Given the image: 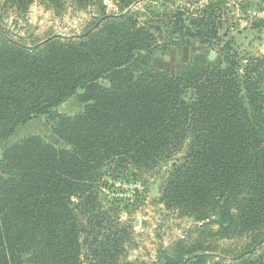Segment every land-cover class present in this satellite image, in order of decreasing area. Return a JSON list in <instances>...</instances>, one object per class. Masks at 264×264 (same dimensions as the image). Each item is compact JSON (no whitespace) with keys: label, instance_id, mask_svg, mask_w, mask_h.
Listing matches in <instances>:
<instances>
[{"label":"trees","instance_id":"obj_1","mask_svg":"<svg viewBox=\"0 0 264 264\" xmlns=\"http://www.w3.org/2000/svg\"><path fill=\"white\" fill-rule=\"evenodd\" d=\"M114 1L110 13L102 0H0V142L49 116L68 146L40 136L4 146L0 264H81V216L93 231L106 220L103 179L129 169L152 174L185 147L158 202L191 219L199 235L178 240L159 264H208L217 243L233 239L243 243L222 248L229 264H264V56L241 67L232 43L220 44L222 1L193 15L179 0H163L162 11L149 10L166 19V45L198 39L223 61L196 55L176 75L160 71L152 55L158 37L136 9L145 0ZM35 3L57 14L68 3L79 11L96 5L98 13L79 35L29 45L11 36L6 18L25 19ZM72 97L81 113L54 111ZM108 248L92 264H118L117 245Z\"/></svg>","mask_w":264,"mask_h":264},{"label":"rangeland","instance_id":"obj_2","mask_svg":"<svg viewBox=\"0 0 264 264\" xmlns=\"http://www.w3.org/2000/svg\"><path fill=\"white\" fill-rule=\"evenodd\" d=\"M108 6L110 13L116 12L114 0H102ZM163 0H145L136 9L140 20L149 26L158 37V46L152 51L153 65L160 71L176 75L186 70L196 55L206 56L210 61L221 64L223 56L219 49H211L201 44L198 39H192L187 46L178 44L166 45L168 40L166 19L151 13L156 7L162 11ZM222 1L226 15V26L221 31V45L230 41L237 53V61L246 64L249 56H264V0H179L178 5L185 6V12L197 15L200 8L210 2ZM151 11H150V10ZM98 7L92 6L79 11L71 3L63 13L46 9L44 5L35 3L24 18H17L11 14L6 18L7 28L15 39H23L29 45L45 41L55 35L72 37L81 34L92 23ZM162 21V22H161ZM220 45V46H221ZM222 47V46H221ZM226 66V64L224 65ZM133 69L140 72L141 67L134 65ZM107 85V82H103ZM83 105L72 97L54 111L63 116H75L82 112ZM28 136H40L57 148L68 149V146L53 132V122L49 116L33 118L20 126L8 140L0 142V163L3 148L6 144H15ZM185 149L168 163H164L152 174H132V169L118 175L105 177L100 185L98 203L101 211L106 213V220L101 230L88 226L87 219H82V259L81 264H92L100 259L97 254L102 245L113 247L117 245L118 264H159V261L170 252V248L181 239L194 241L199 233L194 222L188 217L181 216L177 211H168L158 200L161 197L163 182L171 172L172 164L181 160ZM107 171V168H105ZM159 183L160 196L152 198L155 184ZM78 202V201H77ZM87 220H85V219ZM138 222V224H136ZM98 230V231H96ZM110 239L107 240V238ZM189 241V242H190ZM238 239L219 241L217 256L208 262L214 264L225 260L226 254L222 248L236 249L241 247ZM221 263V262H220Z\"/></svg>","mask_w":264,"mask_h":264},{"label":"water","instance_id":"obj_3","mask_svg":"<svg viewBox=\"0 0 264 264\" xmlns=\"http://www.w3.org/2000/svg\"><path fill=\"white\" fill-rule=\"evenodd\" d=\"M159 185H160L159 183L155 184L154 190H153V192L151 194L152 198H156V197L160 196ZM136 224H138V222Z\"/></svg>","mask_w":264,"mask_h":264}]
</instances>
